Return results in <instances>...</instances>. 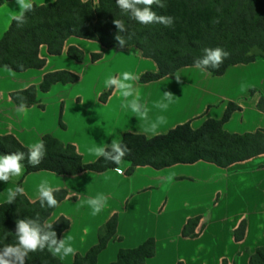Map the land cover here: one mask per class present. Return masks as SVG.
I'll use <instances>...</instances> for the list:
<instances>
[{
  "label": "crops",
  "instance_id": "crops-1",
  "mask_svg": "<svg viewBox=\"0 0 264 264\" xmlns=\"http://www.w3.org/2000/svg\"><path fill=\"white\" fill-rule=\"evenodd\" d=\"M57 0H33L36 6L53 4ZM87 3L90 0H80ZM97 4L98 0H92ZM19 8L15 0L0 8V37L9 30L12 16ZM70 47L85 55L83 63L68 56ZM102 59L93 61L94 55ZM41 70L14 73L0 68V137H14L24 147L47 135L64 145H72L85 164L96 163L90 148L122 143L125 135H140L152 139L168 135L177 127L189 124L194 131L210 121H220L230 104L240 108L223 129L232 135H246L264 130V60L232 66L221 77L205 70L186 67L160 81L146 84L140 79L134 86L149 110V121L163 115L166 123L158 134L143 131L145 122L136 118L130 108L122 107L124 97L106 88L109 76L128 71L141 78L158 72L157 64L133 49H105L100 43L68 39L61 56L40 48ZM67 71L79 77V83L52 86L48 93L39 90L49 73ZM175 75L181 77L178 82ZM30 87L38 90L43 105L17 112L11 95ZM111 90L110 96L102 97ZM173 93V102L166 111L155 107L163 92ZM131 99V98H128ZM123 175L109 170L97 174L91 171L71 177L42 171L24 177L0 181V205L7 203L9 189L22 180L25 198L38 202V186L47 181L68 197L53 212L47 223L60 218L69 221L61 239L72 237L69 243L74 256L61 260L74 264L77 255L84 256L98 245L99 233L112 217H118L116 239H112L99 255L97 264H113L122 250L137 249L148 240H155V256L147 264H249L251 256L264 248V155L221 168L199 161L192 165L177 164L165 169L137 167L128 175L130 163L120 164ZM172 176L171 181L168 177ZM97 194L107 197L106 207L93 216L84 203ZM200 218L195 237L185 238L183 231L191 220ZM246 223L244 238L236 241L235 233Z\"/></svg>",
  "mask_w": 264,
  "mask_h": 264
},
{
  "label": "trees",
  "instance_id": "trees-1",
  "mask_svg": "<svg viewBox=\"0 0 264 264\" xmlns=\"http://www.w3.org/2000/svg\"><path fill=\"white\" fill-rule=\"evenodd\" d=\"M9 1L0 0V8ZM165 3V8L156 5L152 8L157 15L174 17L171 27L139 24L121 13L116 0H98L97 4L92 0L87 3L57 0L46 6L34 4V11L26 14L27 23L23 27H17L13 21L7 33L0 37V68L14 73L41 70L46 62L40 59V48L46 46L50 55L59 57L67 40L73 37L98 42L105 49L120 48L115 40L118 31L113 24L115 18L123 20L127 27V32L121 34L126 39V46L120 49H133L158 65L156 74L141 76L140 82L144 85L174 75L183 68L195 67L194 60L203 56L204 48L221 47L230 53L219 69L205 70L213 77L223 76L232 66L264 60V0H165ZM68 56L78 64L85 60L84 53L76 47L69 48ZM92 59L95 62L101 60L102 56L94 55ZM19 65H23V69ZM79 81V77L73 73L53 72L44 77L39 90L48 93L57 84H77ZM37 94L38 90L30 87L12 94L11 99L16 108L19 97H26L27 108H42ZM110 94L111 90L102 100L105 101ZM263 105L264 97L259 105L261 110ZM237 111L240 108L230 104L220 121L208 120L197 131L185 124L168 135L152 139L127 134L122 143L131 151L121 163H130L128 175H132L139 166L160 170L177 164L192 165L204 161L226 168L264 155V130L240 136L223 129ZM43 141L46 154L38 166H31L27 157L21 162L25 167L24 177L42 171L71 177L88 171L101 174L118 166L103 157L96 163L85 164L72 145L66 146L50 135L45 136ZM27 150L14 137H0V155L14 151L27 153ZM21 183L22 180L19 187ZM55 196L58 200L55 208H49L46 204L41 207L39 201L31 204L23 193L17 195L13 204L0 205V248L17 244L15 227L18 219H36L39 216L40 223H45L68 197V193L56 191ZM118 223V217H112L101 229L98 245L84 256L77 255L74 264H97L99 255L112 239L117 238ZM199 223L200 218L191 220L185 226L183 236L195 237L194 231ZM69 226L68 219L64 217L53 224L52 230L56 232L58 240ZM245 229L246 223H243L235 233L236 241H242ZM155 247V240L151 239L137 249L122 250L113 264H147L155 256ZM25 264L64 263L45 248L43 251L29 252ZM249 264H264V248L254 252Z\"/></svg>",
  "mask_w": 264,
  "mask_h": 264
},
{
  "label": "clouds",
  "instance_id": "clouds-1",
  "mask_svg": "<svg viewBox=\"0 0 264 264\" xmlns=\"http://www.w3.org/2000/svg\"><path fill=\"white\" fill-rule=\"evenodd\" d=\"M18 5V12L12 16L17 27H23L27 23L26 14L34 11L35 5L33 0H15ZM117 7L123 15H127L130 19L135 20L142 25L160 24L165 27H171L174 24V17L166 15H157L153 11L152 6L156 5L159 8H165V0H116ZM117 34L115 40L118 42V47L126 46V39L122 33L127 32L125 22L121 19H114ZM203 56L194 60V66L201 70L208 68L219 69L224 60L230 56V53L221 47L204 48ZM23 69V65H19ZM179 82L181 77L175 75ZM140 77L131 72L125 71L119 76H109L105 80V87L116 90L126 103L122 105L124 108H130L135 113L136 118L143 120L145 126L143 131L146 134L156 135L161 125L166 123V118L163 115L157 116L154 121H149V110L141 103L140 96L134 86V82ZM27 89H25L26 91ZM174 94L165 91L162 98L155 103V107L166 111L169 105L173 102ZM131 98V99H128ZM17 112L23 113L27 109L26 97H19ZM130 149L123 143L112 140L111 144L104 146H96L89 149V152L96 158L103 157L107 161L118 165L113 171L118 175L124 174V169L119 167L122 159L130 154ZM46 154L45 143L40 140L28 146L27 153L22 151H14L11 154L0 155V181L8 183L12 177H17L23 174L24 165L21 163L26 157L28 163L36 167L38 166ZM172 176L168 177L171 181ZM23 188L17 186L15 189H9L7 194V203L13 204L17 195L23 193ZM54 189L47 181H42L38 186V200L41 207L45 204L49 208H55L58 204ZM84 203L91 209L93 216L98 215L107 205V197L104 194H97L95 197L88 198ZM53 229V223H40L39 216L36 219H18L16 221L15 236L17 244L6 245L0 248V264H25L26 257L29 252L43 251L45 248L52 253L53 256L63 260L66 257L76 254L75 248L69 241L71 236L64 239H57V234ZM12 234V233H11Z\"/></svg>",
  "mask_w": 264,
  "mask_h": 264
},
{
  "label": "rangeland",
  "instance_id": "rangeland-1",
  "mask_svg": "<svg viewBox=\"0 0 264 264\" xmlns=\"http://www.w3.org/2000/svg\"><path fill=\"white\" fill-rule=\"evenodd\" d=\"M98 3V2H97ZM45 223H47V220H46V222Z\"/></svg>",
  "mask_w": 264,
  "mask_h": 264
}]
</instances>
